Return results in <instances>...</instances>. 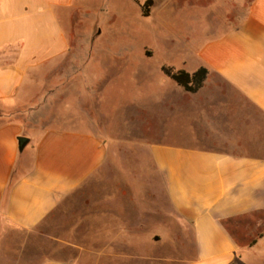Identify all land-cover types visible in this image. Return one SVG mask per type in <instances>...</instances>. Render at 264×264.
<instances>
[{
	"label": "crops",
	"instance_id": "0c3cea01",
	"mask_svg": "<svg viewBox=\"0 0 264 264\" xmlns=\"http://www.w3.org/2000/svg\"><path fill=\"white\" fill-rule=\"evenodd\" d=\"M195 5L219 21L202 45L190 42L198 64L183 67L206 68L204 85L191 93L164 75L161 93H138V112L155 122L186 119L188 144H172L99 135L75 115L70 93L92 82L72 46L88 40L75 32L78 0H0V224L31 231L72 205L78 237L72 259L40 264H121L144 236L173 245L169 257L142 255L152 263L264 264V228L243 247L228 228L264 215V0Z\"/></svg>",
	"mask_w": 264,
	"mask_h": 264
},
{
	"label": "rangeland",
	"instance_id": "374dc122",
	"mask_svg": "<svg viewBox=\"0 0 264 264\" xmlns=\"http://www.w3.org/2000/svg\"><path fill=\"white\" fill-rule=\"evenodd\" d=\"M146 1L78 0L79 8L75 7L72 12L77 21L74 22V25L77 23L75 32L84 38L88 36V40L72 46L79 52L78 66L82 68L88 64L89 75L85 79H92V82L82 84L79 92H71L70 104L72 102L75 106L74 114L94 124L90 126L99 135L122 139L139 133L142 140L188 144L186 119L174 117L171 123L155 122L153 114L145 110L138 112V93L143 87L150 95L153 92L158 95L165 89L163 67L179 70L188 69L189 62L193 66L198 64L190 42L197 47L202 45L206 37L217 30L219 21L212 20L217 12L206 17L204 11L200 13L195 9L200 8L195 4L200 6L215 0H199L197 3L194 0H152L150 16L145 17L142 6ZM66 66H73L72 61ZM171 81L176 85L174 80ZM67 111L69 109H65ZM50 114L56 115L55 107ZM124 148L129 147L122 145L115 150L120 154ZM121 156L126 162L134 159L128 152ZM111 175L115 180L116 173ZM159 195L163 199V190ZM72 211V205L65 211L60 207L31 231L8 230L0 224V264H40L46 260L72 259L71 244L78 241V237L71 234L74 215L69 214ZM260 223L262 226L256 228ZM228 224L230 232L243 247L263 230L264 215L254 214ZM83 230L84 227L80 231ZM61 231L70 234L63 236ZM142 238L146 243L148 236ZM167 240L164 237V241ZM145 243L136 246L130 243L126 251L129 260L126 262L123 258L121 264H158L143 260L142 255L169 257L175 254L171 252V241L161 246ZM184 249L187 253L193 252L189 237Z\"/></svg>",
	"mask_w": 264,
	"mask_h": 264
},
{
	"label": "trees",
	"instance_id": "16d2710c",
	"mask_svg": "<svg viewBox=\"0 0 264 264\" xmlns=\"http://www.w3.org/2000/svg\"><path fill=\"white\" fill-rule=\"evenodd\" d=\"M152 0H147L142 6V14L145 17L150 16V4ZM163 72L172 80H174L185 91L195 93L202 86L208 76V70L201 67L194 73H189L184 69H175L174 67H163ZM229 228V224H228ZM230 230V229H229ZM256 240H253L251 244H254Z\"/></svg>",
	"mask_w": 264,
	"mask_h": 264
},
{
	"label": "water",
	"instance_id": "95a60500",
	"mask_svg": "<svg viewBox=\"0 0 264 264\" xmlns=\"http://www.w3.org/2000/svg\"><path fill=\"white\" fill-rule=\"evenodd\" d=\"M20 148L23 149L28 144V139L26 137H20Z\"/></svg>",
	"mask_w": 264,
	"mask_h": 264
}]
</instances>
